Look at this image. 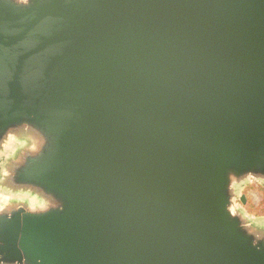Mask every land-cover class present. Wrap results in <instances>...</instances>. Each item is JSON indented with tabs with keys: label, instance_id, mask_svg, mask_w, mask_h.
Masks as SVG:
<instances>
[{
	"label": "water",
	"instance_id": "1",
	"mask_svg": "<svg viewBox=\"0 0 264 264\" xmlns=\"http://www.w3.org/2000/svg\"><path fill=\"white\" fill-rule=\"evenodd\" d=\"M6 133L0 264H264V0H0Z\"/></svg>",
	"mask_w": 264,
	"mask_h": 264
},
{
	"label": "clouds",
	"instance_id": "2",
	"mask_svg": "<svg viewBox=\"0 0 264 264\" xmlns=\"http://www.w3.org/2000/svg\"><path fill=\"white\" fill-rule=\"evenodd\" d=\"M27 146V141L16 140L11 133H6L0 142V214H5L12 202L25 203L28 192L24 189L12 191L4 186V180L9 172L4 167L6 159H12L16 151ZM31 151L35 145H31ZM231 196L226 208L230 217L237 218L238 227L257 241L264 240V174L247 172L243 177L233 179L229 185ZM250 193L246 204L240 203V197L245 192ZM28 211H34L31 204Z\"/></svg>",
	"mask_w": 264,
	"mask_h": 264
},
{
	"label": "rangeland",
	"instance_id": "3",
	"mask_svg": "<svg viewBox=\"0 0 264 264\" xmlns=\"http://www.w3.org/2000/svg\"><path fill=\"white\" fill-rule=\"evenodd\" d=\"M242 195H245L246 196V198H247V200H248V198H250V193L249 192H245V193H243Z\"/></svg>",
	"mask_w": 264,
	"mask_h": 264
}]
</instances>
